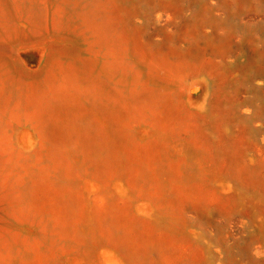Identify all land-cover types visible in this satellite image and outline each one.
I'll use <instances>...</instances> for the list:
<instances>
[{
	"label": "rangeland",
	"instance_id": "374dc122",
	"mask_svg": "<svg viewBox=\"0 0 264 264\" xmlns=\"http://www.w3.org/2000/svg\"><path fill=\"white\" fill-rule=\"evenodd\" d=\"M263 16L264 0H0V68L8 74L13 89L22 94L46 93L47 77L64 85L71 75H79L75 80L78 88L85 87L84 75L103 80L110 77L124 94L135 93L137 101L161 92L183 108L182 121L173 125L185 159L182 180L186 184L198 182L206 190L232 188L230 177L228 184L224 182L225 172L232 159L233 151L229 150L237 149L240 131L242 160L253 162L264 178V162L260 160L264 152V116L254 112L264 103ZM105 21L106 28L102 26ZM45 36L58 39L61 53L42 62L40 50L30 47L14 59L20 40H42ZM140 126L132 120L128 134L133 138ZM3 131L8 141L5 154L18 157L12 162L9 159L12 174L21 173L19 180L25 182L27 165L29 171L38 166L48 170L47 147L32 122L11 121L4 124ZM163 141L167 144L156 163L162 174L158 182L162 191L169 183L166 163L177 156L169 145L171 139ZM221 149L231 153L221 154L225 157L224 171L209 170L208 161L218 165ZM251 149H260L259 155L253 156ZM71 152L68 158L76 174L90 169L89 161ZM55 176L59 177V185L74 184L62 172H55ZM126 180L127 176L120 173L111 184ZM79 181L75 180V187ZM108 194L110 189L103 192L95 185L83 192L88 205L99 201L100 196L106 201ZM226 198L230 203L231 193ZM202 206L184 204L180 211L183 224L174 236L178 242L189 239L190 246L193 244L207 257L202 259L206 264H226L224 248L237 240L238 233L242 239L254 236L255 247L264 249L249 223L248 209L246 213V209H239L228 214L214 205ZM37 226L31 228L40 234ZM200 226L206 230L205 242L196 237ZM76 229L85 241L77 247L81 256L87 258L102 249L100 238L88 235L83 227ZM58 260V264L65 263L63 255ZM175 260L174 264H191L189 258ZM91 264L99 263L96 260Z\"/></svg>",
	"mask_w": 264,
	"mask_h": 264
},
{
	"label": "bare ground",
	"instance_id": "6f19581e",
	"mask_svg": "<svg viewBox=\"0 0 264 264\" xmlns=\"http://www.w3.org/2000/svg\"><path fill=\"white\" fill-rule=\"evenodd\" d=\"M91 19L94 21V15ZM106 25L105 21L102 26ZM30 47L40 50L42 62L61 53L58 39L45 36L42 40H20L14 59ZM78 76L71 75L64 85L55 84L49 76L48 92L22 94L13 89L8 74L0 68V264H58L59 255L65 258L63 264H91L96 260L99 264H174L178 258L206 264L202 259L207 257L190 246L189 239L178 242L174 236L183 224L180 211L190 202L202 207L214 205L228 214L239 209H246V213L248 209L249 223L264 248V178L253 162L242 160L241 131L236 136L237 149L229 150L232 155L221 149L218 165L208 161L209 170L221 173L226 164L222 157L232 156L224 180L228 184L230 177L232 188L206 190L198 182L186 184L182 180V144L173 130V125L182 121V105L161 92L137 101L135 93L124 94L110 77L103 80L84 75L85 87L78 88ZM254 112L264 116V103ZM20 119L32 122L37 136L45 142L50 168V172L45 166L29 171L27 165L25 182L19 180L21 173L12 174L9 159L12 162L18 157L5 154L8 141L3 131L4 124ZM130 120L141 125L133 138L128 134ZM165 139H171L168 143L177 156L166 163L169 183L162 191L158 183L162 174L156 163L162 158ZM259 150L251 149V154L257 157ZM71 151L89 161L90 169L76 174L68 158ZM260 155L264 162V152ZM55 172L64 173L74 184L59 185ZM120 173L127 176L126 182L112 186ZM78 178L80 183L75 187ZM91 185L103 192L110 189L111 195L106 201L100 196L99 201L88 205L83 192ZM229 193L230 203L226 198ZM33 225L39 226L40 234L32 230ZM77 227L100 238L102 249L87 258L76 252L85 242ZM199 229L196 237L205 242L206 230L204 226ZM237 235V240L224 248L226 264H264V249L255 247V237L242 239L240 233ZM208 258L210 261L211 255Z\"/></svg>",
	"mask_w": 264,
	"mask_h": 264
}]
</instances>
